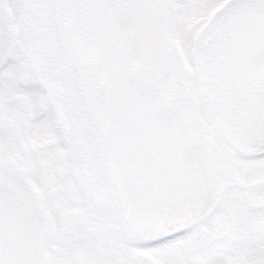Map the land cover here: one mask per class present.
I'll list each match as a JSON object with an SVG mask.
<instances>
[{
	"label": "snow or ice",
	"instance_id": "1",
	"mask_svg": "<svg viewBox=\"0 0 264 264\" xmlns=\"http://www.w3.org/2000/svg\"><path fill=\"white\" fill-rule=\"evenodd\" d=\"M0 264H264V0H0Z\"/></svg>",
	"mask_w": 264,
	"mask_h": 264
}]
</instances>
